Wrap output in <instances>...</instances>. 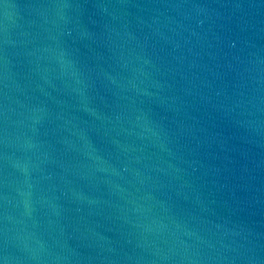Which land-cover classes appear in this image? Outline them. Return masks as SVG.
Wrapping results in <instances>:
<instances>
[{
    "label": "water",
    "instance_id": "obj_1",
    "mask_svg": "<svg viewBox=\"0 0 264 264\" xmlns=\"http://www.w3.org/2000/svg\"><path fill=\"white\" fill-rule=\"evenodd\" d=\"M0 264H264V0H0Z\"/></svg>",
    "mask_w": 264,
    "mask_h": 264
}]
</instances>
